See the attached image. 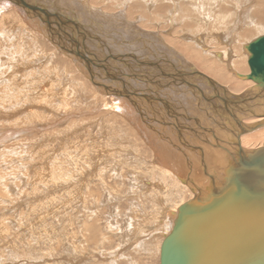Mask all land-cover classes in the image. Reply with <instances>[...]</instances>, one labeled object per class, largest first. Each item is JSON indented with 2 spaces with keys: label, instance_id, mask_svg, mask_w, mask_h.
Returning a JSON list of instances; mask_svg holds the SVG:
<instances>
[{
  "label": "rangeland",
  "instance_id": "1",
  "mask_svg": "<svg viewBox=\"0 0 264 264\" xmlns=\"http://www.w3.org/2000/svg\"><path fill=\"white\" fill-rule=\"evenodd\" d=\"M27 1L65 25L0 0V264H160L168 210L193 192L160 182L166 166L154 167L146 139L107 102L131 97L151 128L177 115L189 138L198 119L226 125L224 92L194 69L248 92L235 74L249 71L244 44L264 34V0ZM246 132L245 150L264 146V128Z\"/></svg>",
  "mask_w": 264,
  "mask_h": 264
},
{
  "label": "water",
  "instance_id": "2",
  "mask_svg": "<svg viewBox=\"0 0 264 264\" xmlns=\"http://www.w3.org/2000/svg\"><path fill=\"white\" fill-rule=\"evenodd\" d=\"M10 1L23 5L35 15L44 14V18L39 16L49 27L63 28L65 25L60 14L50 11L46 5H33L27 0ZM245 48L249 51L251 73L239 76L252 80L255 85L243 95L232 94L203 72L194 71L232 97L222 101L226 110L232 108L253 116L255 108L264 109V34L250 41ZM75 54L90 64L91 59L86 54L80 51ZM119 57L122 59V56H109L111 59ZM87 68L95 82L94 72L89 65ZM182 72L186 75L184 71L176 70L174 76L182 77ZM263 125L264 120L252 128ZM239 126L240 131L235 137L239 158L230 168L226 167L225 180H218L216 184L215 177L211 176L212 184L208 189L198 190L195 197L180 205L172 229L163 238L161 264H264V146L251 151L242 149L241 137L252 128L241 123Z\"/></svg>",
  "mask_w": 264,
  "mask_h": 264
},
{
  "label": "bare ground",
  "instance_id": "3",
  "mask_svg": "<svg viewBox=\"0 0 264 264\" xmlns=\"http://www.w3.org/2000/svg\"><path fill=\"white\" fill-rule=\"evenodd\" d=\"M4 5H5L4 3L3 4L0 3V16L1 17H3L5 15L6 10L8 11V8L6 7V5L5 6ZM21 24H23V23H21ZM62 32H63V30H62ZM75 40H76V38H75ZM79 40H77V41H79ZM248 43H246V44H248ZM246 44H244V50H246V48H245ZM72 49H74V48H71V50ZM246 51L248 53L247 65L249 67V64H248L249 51L248 50H246ZM216 56L222 57V56H224V54L223 53H220V54L216 53ZM79 59H80V57H79ZM81 60H83V59H81ZM227 65L229 66V68L235 69L234 72H238L239 70H242V71L248 70L246 68V66L244 67V69L242 68L243 65L240 61H235L234 59H231V58H230L229 62L227 63ZM86 69H87V66H86ZM249 73H251L250 67H249V71L247 73L243 74V73L238 72V73H236V74L234 73V74H235V77L237 76V77L241 78L243 81L248 80L251 83V85L254 86L255 84L253 83L252 80L246 79V77L242 78L239 76V75L244 76V75L249 74ZM214 74H218V73H216V71H214ZM221 78L224 79V77H221ZM192 79H193V77H192ZM215 86L217 88H212V90L215 92L216 91L215 89H217L218 95H219V91H221V92L223 91L224 92V94H223L224 99L229 100V97H230L229 94H227L220 86H217V85H215ZM114 89H115V87H114ZM117 95H118V93H117ZM206 96L208 97V95L205 94L203 96V99H205ZM117 97H119V96H117ZM230 98H232V97H230ZM208 99L211 100L210 97ZM224 99H222V101ZM116 101H117V99H116ZM212 101L215 103L216 99L213 98ZM222 101L220 100L219 102L222 103V108H223V110L226 111V113L228 115L227 119H230V121H228L229 124L227 123L226 125H223L221 123L222 124L221 125V124H219V122H220L219 119H217L216 121L215 120L213 121L214 125L219 124L221 126L216 125V127H214V126L212 127V126H209L210 123H207L206 125H204L203 122H201L202 120L198 119V120H200V121L197 120L198 127L195 130H193V129L190 130V131H193V134H194L190 138H189V136L187 137V134L184 135L183 127L185 124L183 121L179 120L177 115H176V118H173V121H174L173 125L165 126V127L153 126L151 128L145 122V120L141 117V114H140L139 110L137 109V106H135L133 104V101H131V97L126 96L123 99V101L121 102V104L120 103L116 104L112 100H108V102L107 101L106 102L109 106V107L107 106L109 109L113 110L114 112H118V114L124 115L125 118H127V120H130L131 122H133L134 134H135V132L136 133L139 132L144 138L143 141L146 139L147 145L150 146V148L152 149V152L154 154V167L155 168L160 167L159 164H164L167 167V168L161 167L162 168L161 173H163V177H161L160 182L164 183L166 186L169 185L170 187H172V185H170L168 181H170L171 179H174V183H175L174 186L178 189L181 187L180 184L185 183L184 185L185 186L187 185L188 188L191 189V191L193 192V197H195V194H196V192H198V190H201V189L206 190L209 188V186H211V184H212L211 176L215 177V183L216 184L218 183V180H221V179L225 180V176H227V173L225 172L227 169L226 167L230 168V166L239 158L237 153H236L237 152V146L235 143V137H236V134L240 131V126H239L240 123L244 127L247 126L248 128H252L255 124L260 123L264 120V117L262 116V112L264 110L263 108H260V107L255 108L256 114L252 116L249 113L244 114V113L237 112V111L233 110L232 108H229L228 110H226L225 109V103ZM136 103H138V102H136ZM200 103L203 104L201 101H200ZM206 103H207L206 104L207 108L208 107L211 108V106L209 105V100H207ZM140 104H141V102H140ZM201 104L196 103V105L202 109L205 106H202ZM170 106L171 105H169V107ZM150 108H151V106H150ZM209 110L211 111V109H209ZM169 111H170V109H169ZM211 113H212V111H211ZM214 113H212V115ZM198 114L206 115L205 113L202 114L201 111H198ZM140 117H141V119H140ZM233 117H235L236 119H234ZM250 117H253V118L250 119ZM199 118H201V117H199ZM218 126H219V128H218ZM263 128H264V125L262 127L261 126L255 127V128H252V129H249L246 131H250V132L255 131V130L259 131V130H262ZM216 129L219 131V134L216 133V132H218ZM212 130H214V131H212ZM245 133H249V132H245ZM190 140H191V142H190ZM242 141H243V139L241 137V143H240L241 145L240 146L242 149H244V147H242ZM247 142L250 143L249 140H245L243 143L246 144ZM254 147H256V146H252L251 150L255 149ZM256 149H258V148H256ZM164 195L169 196L170 193L164 194ZM158 197H159L158 200H162V198H163L162 195H158ZM183 203H185V202H182V204ZM180 205H179V207H180ZM178 209L179 208L168 210L167 215L170 217V229L167 232L163 233V235H162L163 238H164V235L172 229V227L174 225L173 224L174 218H176V215L178 214V211H179ZM162 242H163V240H162ZM161 245H162V243H161ZM160 249H161V246H160ZM159 257H160V250H159ZM160 264H161V260H160Z\"/></svg>",
  "mask_w": 264,
  "mask_h": 264
}]
</instances>
